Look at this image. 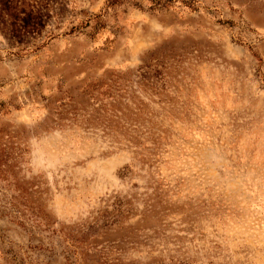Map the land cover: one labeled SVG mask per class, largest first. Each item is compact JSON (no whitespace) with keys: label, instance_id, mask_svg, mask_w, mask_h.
<instances>
[{"label":"rangeland","instance_id":"374dc122","mask_svg":"<svg viewBox=\"0 0 264 264\" xmlns=\"http://www.w3.org/2000/svg\"><path fill=\"white\" fill-rule=\"evenodd\" d=\"M0 0V264H264V0Z\"/></svg>","mask_w":264,"mask_h":264},{"label":"trees","instance_id":"16d2710c","mask_svg":"<svg viewBox=\"0 0 264 264\" xmlns=\"http://www.w3.org/2000/svg\"><path fill=\"white\" fill-rule=\"evenodd\" d=\"M119 0H110V4H115V2H118ZM149 2L151 3V7L150 8H152V7H156V5H158V4H161V5H163V4H167L168 2H170V0H149Z\"/></svg>","mask_w":264,"mask_h":264}]
</instances>
